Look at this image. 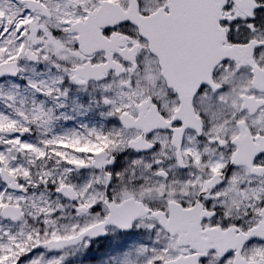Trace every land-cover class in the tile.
Here are the masks:
<instances>
[{"label":"snow or ice","instance_id":"1","mask_svg":"<svg viewBox=\"0 0 264 264\" xmlns=\"http://www.w3.org/2000/svg\"><path fill=\"white\" fill-rule=\"evenodd\" d=\"M0 264H264V0H0Z\"/></svg>","mask_w":264,"mask_h":264}]
</instances>
